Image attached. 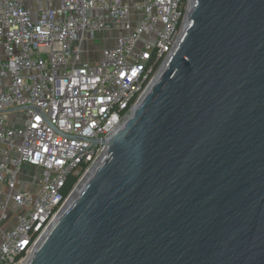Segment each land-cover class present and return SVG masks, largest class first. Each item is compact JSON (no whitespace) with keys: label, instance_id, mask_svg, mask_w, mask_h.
<instances>
[{"label":"water","instance_id":"1","mask_svg":"<svg viewBox=\"0 0 264 264\" xmlns=\"http://www.w3.org/2000/svg\"><path fill=\"white\" fill-rule=\"evenodd\" d=\"M99 141L29 264H264V0H190L159 75Z\"/></svg>","mask_w":264,"mask_h":264},{"label":"built area","instance_id":"2","mask_svg":"<svg viewBox=\"0 0 264 264\" xmlns=\"http://www.w3.org/2000/svg\"><path fill=\"white\" fill-rule=\"evenodd\" d=\"M189 3L0 0V264H29L105 155L91 139L123 125L175 50ZM107 32L112 43L92 49ZM24 166L35 173L20 181Z\"/></svg>","mask_w":264,"mask_h":264},{"label":"rangeland","instance_id":"3","mask_svg":"<svg viewBox=\"0 0 264 264\" xmlns=\"http://www.w3.org/2000/svg\"><path fill=\"white\" fill-rule=\"evenodd\" d=\"M108 35L111 36L110 39L107 38ZM114 36H115V33H108V32L107 33H97L95 35L97 39H95L94 42L92 43V49L97 51L98 48L111 44ZM22 113H23L22 110L10 111L7 113V118L9 120H12V118L15 117L17 114H22ZM34 173L35 171L32 170L30 167L24 166L22 169V172L18 174L17 179L20 181L30 180L33 177ZM11 208H14V205H11Z\"/></svg>","mask_w":264,"mask_h":264},{"label":"trees","instance_id":"4","mask_svg":"<svg viewBox=\"0 0 264 264\" xmlns=\"http://www.w3.org/2000/svg\"><path fill=\"white\" fill-rule=\"evenodd\" d=\"M77 178H78V176H76V175H70L68 178H67V180H66V183H65V185H64V187H63V193L66 195L68 192H69V190L72 188V186H73V184L76 182V180H77Z\"/></svg>","mask_w":264,"mask_h":264},{"label":"bare ground","instance_id":"5","mask_svg":"<svg viewBox=\"0 0 264 264\" xmlns=\"http://www.w3.org/2000/svg\"><path fill=\"white\" fill-rule=\"evenodd\" d=\"M159 73H160V71H159ZM159 73L156 75V77L159 75ZM156 77H155V78H156ZM88 175H89V173H88V174H87V175H86V176L80 181V183H79L78 186L76 187V189H75L73 195H71V197L68 199L66 205H67L70 201H72V200L77 196V193H78L79 189L82 187V185H83L84 182L86 181V178L88 177Z\"/></svg>","mask_w":264,"mask_h":264}]
</instances>
